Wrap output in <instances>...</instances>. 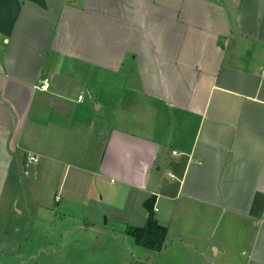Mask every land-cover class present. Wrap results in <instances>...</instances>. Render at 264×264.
<instances>
[{"label": "crops", "instance_id": "crops-1", "mask_svg": "<svg viewBox=\"0 0 264 264\" xmlns=\"http://www.w3.org/2000/svg\"><path fill=\"white\" fill-rule=\"evenodd\" d=\"M28 167L41 225L81 228L109 181L122 235L152 199V251L264 264V0H0L2 227Z\"/></svg>", "mask_w": 264, "mask_h": 264}, {"label": "rangeland", "instance_id": "rangeland-1", "mask_svg": "<svg viewBox=\"0 0 264 264\" xmlns=\"http://www.w3.org/2000/svg\"><path fill=\"white\" fill-rule=\"evenodd\" d=\"M40 180L30 167L27 174L18 177L19 198L17 200L16 196L13 200L7 226L0 225V264H184L168 249L161 254L154 252L150 247L139 245L132 237L122 235L119 226L107 223V213L117 203L122 205L117 195H113L117 184L109 181L103 182L100 194L93 193V201L89 204L99 210L91 214L92 217L87 212L90 222L81 228H71L69 221L57 225L53 215L48 214L41 225L40 205L48 203L50 197L48 194L24 196L22 189V184L40 186ZM68 180L64 178L65 184ZM131 200L132 196L127 194L123 206Z\"/></svg>", "mask_w": 264, "mask_h": 264}, {"label": "trees", "instance_id": "trees-1", "mask_svg": "<svg viewBox=\"0 0 264 264\" xmlns=\"http://www.w3.org/2000/svg\"><path fill=\"white\" fill-rule=\"evenodd\" d=\"M152 199L145 202L148 216L144 227H131L126 230V233L135 237L138 244L159 250L162 246L165 235V228L158 225L152 214Z\"/></svg>", "mask_w": 264, "mask_h": 264}, {"label": "built area", "instance_id": "built-area-1", "mask_svg": "<svg viewBox=\"0 0 264 264\" xmlns=\"http://www.w3.org/2000/svg\"><path fill=\"white\" fill-rule=\"evenodd\" d=\"M47 86H48L47 85V81H46V79H44V80H42V83H41V85L39 87L42 88V89H46ZM79 98H81V95L79 96ZM36 160H37V157L35 155H33V154H30V155L27 156V161L28 162H35ZM55 199L58 200V197H56ZM156 209H157L156 206H154V210H156Z\"/></svg>", "mask_w": 264, "mask_h": 264}]
</instances>
